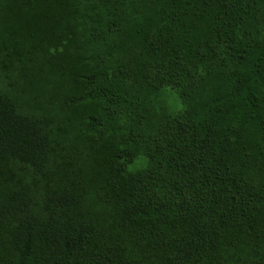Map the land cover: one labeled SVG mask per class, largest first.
<instances>
[{
    "label": "trees",
    "instance_id": "obj_1",
    "mask_svg": "<svg viewBox=\"0 0 264 264\" xmlns=\"http://www.w3.org/2000/svg\"><path fill=\"white\" fill-rule=\"evenodd\" d=\"M90 3L0 0V264H264V0Z\"/></svg>",
    "mask_w": 264,
    "mask_h": 264
},
{
    "label": "rangeland",
    "instance_id": "obj_2",
    "mask_svg": "<svg viewBox=\"0 0 264 264\" xmlns=\"http://www.w3.org/2000/svg\"><path fill=\"white\" fill-rule=\"evenodd\" d=\"M90 4L96 6L97 3L103 5L104 0H90ZM112 41V39H111ZM113 42V41H112ZM117 43L106 45L105 49H102L100 46L95 48L96 55L95 59L91 60L92 63L98 65V68L102 70L103 68H107L108 70H112V66H121L125 69L130 67L129 60H133L134 52L129 51V49H123L117 51L115 48ZM154 61L149 60V64L147 67H151ZM220 65L218 66L217 63ZM216 62H214V68L216 71L225 67V73H222L226 77L233 73L231 63L229 61V57L227 55L217 56ZM157 66V64H156ZM232 71V72H231ZM108 75H110L108 73ZM214 75V74H213ZM168 93V94H167ZM165 96L156 101L149 109V112L145 115L143 122L149 126L152 130L155 128H160L161 134L164 135L166 132V127L173 128L176 125V118L179 114H181L184 110V106L182 105L181 100L177 95L174 96V93L171 91L167 92ZM119 119L121 123H128V115L121 113L119 114ZM111 120L109 119L108 122ZM107 122V123H108ZM107 127V126H106ZM165 129V130H164ZM146 165V164H145ZM150 165H146V169H149ZM159 194L164 195L165 191L162 190Z\"/></svg>",
    "mask_w": 264,
    "mask_h": 264
}]
</instances>
